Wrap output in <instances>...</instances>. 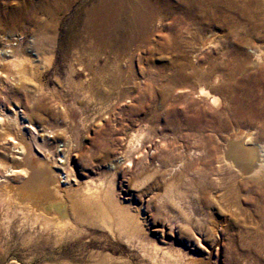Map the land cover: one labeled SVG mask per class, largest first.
Instances as JSON below:
<instances>
[{
    "label": "rangeland",
    "instance_id": "374dc122",
    "mask_svg": "<svg viewBox=\"0 0 264 264\" xmlns=\"http://www.w3.org/2000/svg\"><path fill=\"white\" fill-rule=\"evenodd\" d=\"M215 2L0 0V264H264V173L241 186L224 162L257 129L226 84L263 95L264 12ZM29 165L61 173L60 200ZM87 186L104 215L71 208Z\"/></svg>",
    "mask_w": 264,
    "mask_h": 264
},
{
    "label": "bare ground",
    "instance_id": "6f19581e",
    "mask_svg": "<svg viewBox=\"0 0 264 264\" xmlns=\"http://www.w3.org/2000/svg\"><path fill=\"white\" fill-rule=\"evenodd\" d=\"M213 1L215 2V0ZM224 1L231 4L229 8H232L233 5L236 6L235 8L239 9L241 15L243 17H247V19L249 20H252L253 17L257 13L255 9H254V12L256 13H252L251 8L253 7H251L250 5H253L254 8H257L260 12H264V4L262 3L260 4L258 0H251L250 2H247V3H239L236 0H224ZM248 3H250V5ZM253 26L257 28L261 27L262 29H264V21H261L258 24L254 23ZM258 51L259 52L257 56L260 58H263L264 57V44L260 43ZM16 59H14V61ZM15 64H18L24 71L33 70L32 67L30 66L31 63L29 64L27 61L25 62L23 60H16ZM262 67L263 66H261L260 71L264 72V67L263 68ZM226 74L228 75V72H226ZM240 80L243 81V79H240ZM240 80L237 82L236 79H233L232 77L231 80L228 81V83L226 84V90L229 93V95H227V97L229 98V102L236 101L242 104V102L246 100L248 101V105H251V101L252 102L256 101L255 109L257 110L254 109V105H253V108L250 107L251 108L250 112L257 113V116L259 117L257 124L255 126L257 129H254V130L245 129V128L233 129L231 134L229 135V140L227 144L225 145L224 162L228 165L229 168L233 170V174L235 177L238 176V177L243 178V181L241 182L242 184L240 183V185L243 186L249 180L253 179L259 174L264 173L263 172L264 171V93L262 95L261 93L255 94V93L248 92L247 87L245 86L246 82L244 81L242 82ZM201 91L205 92L206 94H209L204 89H202ZM212 102L216 104V106L218 107L219 98L217 99L216 97H213ZM29 159L30 158L26 159L27 162L30 161ZM29 166L31 167V171L29 170L31 173H30L29 180H28L30 181V184H28V186H32L33 183H35V181L33 180H35L37 176L38 178L41 176L43 177L42 182L39 185L37 183L35 184V186H32V187L39 189V187L42 184L46 186V188L43 187L45 189V192H44L45 194L43 195L46 196V199H45L46 201H49L51 198L54 200H60V198L63 196L62 189L60 188V183L62 180L60 179L59 175L61 173L56 172L53 168L51 170L50 168H48L46 169V171L40 168L38 171V169L34 168L32 165H29ZM48 173L49 175H51L50 177L48 176ZM49 179H53L54 181L51 182L50 184V182H48ZM44 181L46 182L45 184H43ZM104 192H105L104 195H106V197H108V199L110 200L109 202L110 206L114 210L118 209L119 213L121 214L118 217V223L122 225L124 229H126L129 223L128 218L125 217L126 215H123L120 209L121 207H119L115 199L111 198L110 191L106 190ZM257 192L260 193L259 200H258L259 205H260V202L264 203V187L262 188L260 187V185H258ZM100 198H101V195H100V189L98 188V186H96V188L92 186H87L84 196L79 198L78 203H76L75 201V202H72L70 205H71V208H73L76 212H79L81 211V209H83V211L91 210V212L93 213L96 211L98 212L100 211L104 215L107 209L104 208L105 206H103V204L100 203L99 201ZM35 200H33L32 203L30 202L29 205L32 206L33 204L35 206L37 203L36 202L37 200L36 201ZM52 203L53 205H56L55 208L58 207L56 203L54 202ZM40 205H41L40 203L39 204L37 203L36 209L38 211L39 210L42 211V208ZM258 210H259L258 211L259 215L264 217V206L262 207V209L259 208Z\"/></svg>",
    "mask_w": 264,
    "mask_h": 264
},
{
    "label": "built area",
    "instance_id": "2783aa9c",
    "mask_svg": "<svg viewBox=\"0 0 264 264\" xmlns=\"http://www.w3.org/2000/svg\"><path fill=\"white\" fill-rule=\"evenodd\" d=\"M16 44V43H15Z\"/></svg>",
    "mask_w": 264,
    "mask_h": 264
}]
</instances>
